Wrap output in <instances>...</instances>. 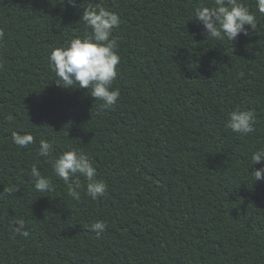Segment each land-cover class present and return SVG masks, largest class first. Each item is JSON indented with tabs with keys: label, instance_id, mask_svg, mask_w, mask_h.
<instances>
[{
	"label": "trees",
	"instance_id": "obj_1",
	"mask_svg": "<svg viewBox=\"0 0 264 264\" xmlns=\"http://www.w3.org/2000/svg\"><path fill=\"white\" fill-rule=\"evenodd\" d=\"M118 14L120 63L103 108L87 89L65 88L49 57L91 31L84 0H0V264H264V14L231 42L196 19L214 0H93ZM255 113L247 135L225 127ZM31 134L21 148L11 135ZM52 145L39 154L40 140ZM91 160L107 192L80 198L53 170L63 152ZM52 190L34 187L31 168ZM9 188L18 189L9 193ZM25 221L28 237L14 236ZM106 223L97 235L89 226Z\"/></svg>",
	"mask_w": 264,
	"mask_h": 264
},
{
	"label": "clouds",
	"instance_id": "obj_2",
	"mask_svg": "<svg viewBox=\"0 0 264 264\" xmlns=\"http://www.w3.org/2000/svg\"><path fill=\"white\" fill-rule=\"evenodd\" d=\"M68 3L75 7L77 0H68ZM256 5L258 11L264 14V0H256ZM83 6L85 10L82 20L91 31L83 39L65 41L63 47L54 49L49 57L50 65L57 77L58 86L73 88V85H79L78 88L87 89L95 100L102 101L103 108L110 109L120 97L119 89H113L112 85L117 78V66L120 63L119 41L113 36V30L120 27L121 20L118 14L98 6L93 0H84ZM195 17L202 23L208 37L217 40L227 38L233 42L240 34H249L246 26L253 30L257 28L254 13L237 0H214L211 7H198ZM255 119L253 111L236 109L229 114L225 127L235 133L247 135L255 130ZM11 139L21 148L34 143L31 134L13 132ZM52 150V145L47 140H40V156L49 157ZM260 162H264V149L254 152L251 157L252 165ZM53 170L67 186L68 194L76 199L80 198L79 190L82 187L79 179H73L77 174L87 180L86 194L91 199L103 197L107 192V184L97 178V171L89 157L75 149L59 155L54 160ZM253 173L255 181L264 180V168L255 169ZM31 176L37 191L52 190L51 179L42 176L35 165L31 168ZM14 191L18 189H8L9 193ZM106 227L104 221L98 220L89 226V230L100 235ZM12 232L14 236H29L23 219L12 222Z\"/></svg>",
	"mask_w": 264,
	"mask_h": 264
}]
</instances>
